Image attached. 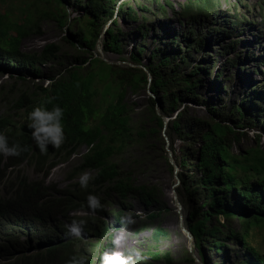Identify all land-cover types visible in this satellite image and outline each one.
<instances>
[{"label":"trees","instance_id":"obj_1","mask_svg":"<svg viewBox=\"0 0 264 264\" xmlns=\"http://www.w3.org/2000/svg\"><path fill=\"white\" fill-rule=\"evenodd\" d=\"M57 2L63 4L62 0ZM82 6L83 15L73 19L74 23L81 21L76 25L77 39L66 36V40L77 50H82V54L67 66L65 72L61 70L56 74H46L50 79L49 84L46 87L40 86V92L24 94L16 101L17 107H25L29 114L41 104L48 108L59 104L64 109L65 143L73 145L72 150L87 146L88 150L82 156L81 163L83 167L87 165L97 169L93 183L99 190L107 193L114 191L125 203L130 197L139 195L146 207L153 205L158 188L135 185L133 175L124 172L114 158L127 147L145 140L149 133L161 135L165 128L163 116L173 117L177 113L168 122L166 133L171 141L175 161L181 169V184L177 192L183 205L191 204L186 216L187 227L194 235L199 258L206 263V247L220 252L227 246L223 237H233L244 246V252L233 264H264V252L259 251L248 240L252 224L264 219V151L256 147L243 156L233 152L235 144L246 135L245 131L238 129L258 127L261 125L258 117L251 115L247 118L243 105L232 107L229 111L211 105L198 92L202 80L196 75L204 69L193 66L189 73L178 71L179 65L187 62L185 55L174 66H171L170 57L162 58L158 64L151 62L146 69L151 72L152 80L148 71L143 68L121 67L95 57L92 51L97 48L98 40L105 31V24L109 21H112V25L117 24V15L137 20V11L131 0H86ZM139 6L142 11L146 10L145 6ZM177 8L179 15L195 22L203 16L216 18L220 15V0H186ZM36 14L29 13L24 21L14 22L6 18L7 12H0V63L20 76H24L23 71L30 66L31 75L42 77L44 73L39 64H47L59 58L61 46L57 43L47 45L38 53L22 51L21 41L31 33L32 26L38 22L37 17L45 14L56 17L62 26H73L66 12L46 10ZM112 25L105 32L103 47L106 51L120 53L122 47L118 40L119 32ZM238 27L239 23L234 21L229 26L233 28L232 31L228 33L231 35ZM218 29L220 27L215 28L219 31ZM193 32L190 29V33ZM177 42L178 35L173 38V43ZM205 43L204 35L194 39L198 49L204 47ZM139 52H143V49ZM156 56L154 54L153 58ZM133 61L137 64L142 62L138 55H133ZM100 62L103 64L101 67H107L106 72L110 77L102 76L99 71ZM12 65L18 68L12 69ZM85 66L86 71L82 72ZM96 68L98 69L95 70ZM97 76L108 83L105 93L94 86ZM127 87L134 91L150 88L157 96V99L153 96L149 98L148 106L150 120L156 123V127L147 130L141 124V128H136L138 125L132 118L133 108L124 101ZM49 100L52 103H47ZM187 101L207 106L210 117L207 119L190 114L186 107L181 109L182 104ZM250 101L253 111L259 109L260 114L264 112L262 95L253 94ZM158 104L162 115L157 112ZM15 116L10 113L0 115V131L6 133L10 144L18 141L21 145L30 146L21 156L10 157L20 160L33 149L32 129L28 128L27 118L21 122ZM262 129L264 130V126ZM176 139L184 143L179 149L175 145ZM54 152L60 160L66 159L63 152L51 146L48 153ZM171 168L173 170L174 166L171 165ZM192 169L197 170L200 175L194 176ZM6 183V190L0 189V258L14 257V252L30 239L52 236L60 227L59 216L67 210L76 195L75 189L49 191L42 190L38 184L27 183L20 187L18 175L15 180L5 178L0 168V186ZM161 213L162 210L149 213L147 219L153 221ZM221 216H224V222L219 220ZM236 217L243 220L245 232L234 229L229 224ZM119 224L124 225L121 219ZM145 227L147 222L142 225V228ZM85 228L88 233L97 234L93 218L86 222ZM103 230L109 232L107 227H103ZM167 236V230L157 227L151 234V244H158L162 237ZM112 241L107 242L109 248L113 247ZM94 246L98 245L92 242V253L89 255V249L79 246V243L72 242L60 248L55 245L52 249L43 250L51 251L48 254H25L2 264H67L74 255L87 257V264H100L101 254L93 250ZM143 255L151 258L150 261L142 260L143 264L162 261L164 256L169 263H173L169 252H163L158 246L147 248ZM194 260L192 257L191 261Z\"/></svg>","mask_w":264,"mask_h":264},{"label":"rangeland","instance_id":"obj_2","mask_svg":"<svg viewBox=\"0 0 264 264\" xmlns=\"http://www.w3.org/2000/svg\"><path fill=\"white\" fill-rule=\"evenodd\" d=\"M62 1L63 4H58L57 0H0V12H7L8 17L6 18L14 22L24 21L29 13L35 15L38 11L59 10L63 13L66 12L71 20H69L70 23L73 24L72 28H69V24L62 26L56 17L45 14L36 18L38 19L37 24L32 26L31 33L21 41L22 51L38 53L47 45L57 43L61 46L59 58L47 64H39L44 73L42 77L31 75L30 66L23 71L25 76L0 68V115L10 113L16 115L14 118L17 120L25 121L28 117L27 109L25 107L18 108L16 101L24 94L31 95L35 91L40 92V86L46 87L49 84L46 74H56L61 70L65 72L67 66L69 67L76 57L82 54V50H77L66 40V36L77 39L76 25H79L81 21L74 23V18L83 15L82 3L86 0ZM185 1L131 0L137 11V20L125 15H117L115 16L117 24L112 25L111 21L105 24V29L112 25L119 32L118 40L121 42L122 51L119 53L103 49V41L106 37L104 31L98 40L97 48L92 51L94 56L106 59V61L121 67L131 66L143 69L151 62L158 64L164 57H170L171 66H174L182 55L187 56V62L179 65L178 71L189 73L193 66H200L204 69L203 72L196 75L202 80L198 92L211 105L221 107L226 111L232 107L243 105L247 118L254 115L261 122V125L256 128L238 129L245 131L246 135L235 144L233 152L243 156L247 155L250 149L256 147L264 151V130L262 129L264 112L260 114L259 109L253 111L250 101V96L253 94L264 97V0H220L218 13L220 15H217L216 18L203 16L195 22L183 18L176 12L177 7L180 8V4ZM139 5L145 6L146 10L142 11ZM232 21H237L239 27L235 28V31L230 35L228 31L233 29L229 28L233 24ZM218 27L220 30H215ZM190 29L194 31L193 34L190 33ZM176 35H178V42L174 44L173 38ZM201 35H204L206 43L204 47L198 49L195 47L194 39ZM75 43L77 42L75 41ZM141 48L143 52L140 53ZM154 54L157 55L155 58H153ZM85 55L88 56L89 53H85ZM133 55L139 56L141 64L133 61ZM101 66L103 64L100 62L99 71L102 76L110 77L106 72L107 67ZM12 68L17 69L18 67ZM86 68L87 66L83 68L82 72H85ZM102 79L97 76L94 86L96 85L101 93H105L108 90V83ZM148 90V88H141L139 91H134L131 87L126 89L124 101L133 108L132 118L138 125L137 129L141 128V124L147 130L156 127V123L150 120L151 114L148 106L149 98L152 95ZM184 107L190 114L193 113L207 119L210 117L205 105L187 101L182 104L181 109ZM176 114L170 118H175ZM166 145L167 139L164 130L161 135L149 133L145 140L127 147L114 158L124 172H130L133 175L135 185L155 186L159 190L151 207H146L139 195L130 197L126 205L121 204L119 215L122 217L131 216L135 220V224L125 226L117 224L115 212L107 209L104 221L112 229L114 240L119 235L125 237L118 246L119 250L140 249L143 260L150 261V256L143 255V252L149 247L156 248L158 246L163 252H169L173 261V263H169L168 258L164 256L162 261H151L152 264H233L244 252L243 244L233 237H223L227 246L220 252L206 247V263L200 262L194 245L192 252L190 251L189 237L183 230V226L187 227L186 216L191 204L183 205V209L178 210L177 198L173 190L177 172L175 168L173 170L171 168L172 164L169 161ZM175 145L179 149L184 143L176 139ZM80 150V153H85L87 148L82 147ZM178 152L180 155V151ZM80 160L79 162L78 155L73 154L69 161L53 168L51 176H47L46 182L56 184L59 188H66L69 183L67 171L78 162L81 163L82 157ZM46 170L47 165L45 164L42 172ZM180 171L181 169L178 171V176ZM28 172L33 175L34 179L43 177L42 173L38 174L33 168ZM191 172L194 176L200 175L197 170L192 169ZM92 174L94 175V172ZM178 200L182 203L179 195ZM127 205L129 207L126 209ZM159 210H162L159 218L153 221L147 219L149 213L159 212ZM86 215L87 211L83 210L82 213L76 214V216ZM219 220L224 222V216H221ZM144 222H147V227L142 228ZM212 222L216 223V221ZM229 224L234 229L245 232L243 220L238 217ZM95 226L97 227L96 222ZM157 227L167 230L168 236L162 237L158 244H151V234ZM262 234H264V219L258 221L257 224H252L248 235L249 243L264 252V236ZM94 240L96 237L85 235L78 240V243L79 246L89 249L88 254L91 255L92 250L89 244ZM93 250H97V247H94ZM193 255H196V259L192 262ZM6 262H9V259L0 260L1 264Z\"/></svg>","mask_w":264,"mask_h":264},{"label":"clouds","instance_id":"obj_3","mask_svg":"<svg viewBox=\"0 0 264 264\" xmlns=\"http://www.w3.org/2000/svg\"><path fill=\"white\" fill-rule=\"evenodd\" d=\"M1 65L0 63V68L8 69ZM12 67H14V65H12ZM47 79L50 82V79ZM47 103L50 104L52 101L49 100ZM63 117L64 109L59 104H54L51 108H48L45 104L34 107L27 117L29 121L27 124L28 128L32 129L31 140L33 149L28 152L25 158L20 160L10 157L21 156L24 152L29 150L30 146L21 145L18 141L10 144L6 133L0 131V168L5 178L11 177L15 180L18 175L20 187H22L24 183H27L38 184L42 190L66 191L68 189H75L76 191L75 197L72 198V203L69 204L67 210L59 216L61 224L56 232L49 238L30 239L21 249L14 252V258L25 254H48L51 251L43 250L52 249L55 245L60 248L62 245L72 242L78 243L80 238L82 239L83 236L90 235L96 237V240L91 241L90 244L94 242L98 245L94 247H97V251L101 254L100 264H143V256L140 249L119 250L118 246L125 237L119 235L114 240L112 229L108 227L107 222L104 221L107 215V209L115 212L114 215L117 224H119L120 219L124 226L135 224V220L131 216L122 217L119 215V207L121 204L126 205V203L117 193L114 191L107 193L104 190H99L98 186L93 183L97 175V169L87 165L83 167V164L79 163L81 157L85 154L84 152L80 153L79 150L82 147L87 148V146L84 145L76 148V150H72L73 145L68 146L65 143ZM51 146L58 149L59 152H63L68 161L73 154L79 157V162L72 169L67 171L69 183L66 185V188H59L56 184H49L46 182L47 176L50 177L53 168L58 166L53 164L51 159L46 156ZM45 164L47 165V170L42 172ZM32 168L38 174L42 173L43 177L34 179L33 175L28 172V170H32ZM93 172L94 175L92 174ZM16 184H18V182H16ZM6 187L7 183L4 186L1 185L0 189L5 191ZM128 207L127 205L126 209ZM82 210L87 211V215L76 216L77 213H82ZM90 218H93L97 224V235L86 231L85 225ZM103 227L109 228V232H105ZM102 239L103 241H101ZM112 240H114V244L117 245V248H115L114 244L112 248L107 246V242ZM92 256L96 257L95 255ZM14 258H0V260L9 259V261H11ZM67 264H87V257L74 255Z\"/></svg>","mask_w":264,"mask_h":264},{"label":"water","instance_id":"obj_4","mask_svg":"<svg viewBox=\"0 0 264 264\" xmlns=\"http://www.w3.org/2000/svg\"><path fill=\"white\" fill-rule=\"evenodd\" d=\"M111 24H112V21H111ZM109 28V27H108ZM107 28V29H108ZM107 29H105V32H106V30ZM98 45V44H97ZM103 49H104V47H103ZM101 51H102V49H101ZM103 59V58H102ZM105 59V58H104ZM105 61H106V59H105ZM108 63H110V64H112V62H109V61H107ZM145 70H147L146 69V67L144 68ZM148 71V70H147ZM148 74H149V77H150V80H152V74H151V72L150 71H148ZM149 90V93H150V95H152L153 97H155L156 99H157V96L151 91V89L150 88H148ZM159 109H160V105L158 104V108H157V112L159 113V114H161V112H159ZM162 115V114H161ZM163 118H164V121H165V128H164V134H165V136H166V139H167V145H166V149H167V151H168V154H169V161H170V163L172 164V166H174V168H175V171L177 172V175H176V183L173 185V190H174V194H175V197L177 198V200H176V205H177V207H178V210L179 211H181L182 209H183V204L178 200V192H177V188L180 186V184H181V179H180V177L178 176V171L180 170V167L178 166V164L176 163V161H175V157H174V153H173V151H172V149H171V141H170V138L168 137V135L166 134V128H167V125H168V122L170 121V119L171 118H169V117H167V116H163ZM183 229H184V231L187 233V235H188V237H189V249H190V251L192 252V250H193V245H194V248H195V238H194V235H193V233L190 231V229L188 228V227H185V226H183ZM193 254V253H192ZM197 256H198V253H197ZM199 257V256H198ZM193 258L194 259H196V255H193ZM200 259V258H199ZM200 262L201 263H204L201 259H200Z\"/></svg>","mask_w":264,"mask_h":264},{"label":"bare ground","instance_id":"obj_5","mask_svg":"<svg viewBox=\"0 0 264 264\" xmlns=\"http://www.w3.org/2000/svg\"><path fill=\"white\" fill-rule=\"evenodd\" d=\"M24 76H25V75H24ZM241 81H242V80H241ZM46 156H48V157L51 159L52 163L55 164V165L64 164L65 162L68 161V159H61V160H60L58 157H56L57 154H56L55 152L52 153V154L47 153ZM57 158H58L59 160H58ZM76 208H77V206H76ZM183 230H184V229H183Z\"/></svg>","mask_w":264,"mask_h":264}]
</instances>
